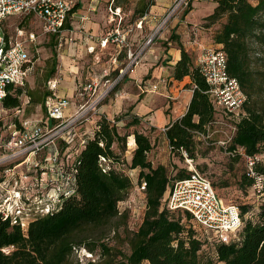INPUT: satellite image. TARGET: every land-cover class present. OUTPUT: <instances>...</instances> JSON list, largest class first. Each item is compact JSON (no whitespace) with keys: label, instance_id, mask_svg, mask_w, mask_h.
Listing matches in <instances>:
<instances>
[{"label":"trees","instance_id":"obj_1","mask_svg":"<svg viewBox=\"0 0 264 264\" xmlns=\"http://www.w3.org/2000/svg\"><path fill=\"white\" fill-rule=\"evenodd\" d=\"M125 3L127 0H112L110 6L121 10ZM213 3L212 12L204 18L205 27L223 20L212 41L225 53L227 73L239 83L246 97L242 114L224 147L233 162H237L242 158L240 151L247 156L264 153V0L255 3L213 0ZM153 5L151 0H137L133 17L140 20ZM26 24L27 20L18 26ZM69 27L67 19L63 28ZM168 41H173L180 51L172 78L177 81L188 78L192 95L184 115L166 127L164 136L170 153L182 157L185 152L194 162L197 134L207 135L216 112L205 79L179 36L172 33ZM55 66L53 54L45 79L53 76ZM122 68L113 71L116 76ZM25 88L26 84L17 88L9 86L0 109H21L25 96L29 104L45 110L44 102L51 95L45 92L40 96L35 90ZM117 121L101 116L89 134L68 146L67 151L64 147L61 149L62 168L72 180L68 194L61 195L55 210L28 219L24 227L21 221L13 223L0 213V264H73L75 253L80 250L88 251L90 256L97 255L95 260L88 258L85 264H264V195L255 220L246 217L250 213L247 206H238L241 225L229 243L217 242L205 234L200 239L190 215L170 211L165 202L171 184L187 176L185 168L178 169L175 180L170 183L167 168L159 163L154 165L149 158L153 144L148 134L136 129L139 118L132 117L125 122V127L132 130L123 135L118 132ZM13 124L15 129H22L19 121L14 120ZM130 136L135 147L129 162L123 164L120 155L126 150ZM75 149L78 150L73 153ZM46 156L44 152L43 160ZM253 171L264 177V161L256 162ZM133 173L135 186L145 183V190L141 192L144 212L137 229L127 235L129 252L124 253L108 246L106 239L114 228L126 225L128 212H120L118 205L126 200L132 188ZM252 183L245 170L239 188H251ZM202 246L208 247L211 258L200 254Z\"/></svg>","mask_w":264,"mask_h":264},{"label":"built area","instance_id":"obj_2","mask_svg":"<svg viewBox=\"0 0 264 264\" xmlns=\"http://www.w3.org/2000/svg\"><path fill=\"white\" fill-rule=\"evenodd\" d=\"M187 4L188 0H173L168 16ZM74 5L73 0H0V102L9 86H25L33 71L32 46L39 37L55 38L61 43L65 31L63 26ZM109 11L116 17L115 27L100 37L98 43L102 50L108 49L110 45L116 47L111 59L113 63L128 48L126 36L131 29L122 28L120 9H112L110 6ZM168 16L160 20L154 33L165 26ZM12 17H19V23L27 20L26 26L30 31L24 29L26 26L19 27V23L15 28L24 38L18 39L14 32L8 30L7 23ZM152 42L153 35L135 50L127 51L124 70H119L115 81L122 72L139 64ZM88 51L92 53L94 48ZM195 65L208 86L207 93L216 116L229 119L233 132L246 97L239 83L227 73L225 53L218 48L202 47ZM97 87L95 82L79 87L76 96L89 104L86 107L81 104L75 112L70 110L71 102L68 98L55 94L47 97L44 108L49 124L42 120H26L20 123L22 129H15L13 124L6 134L0 127V213L11 218L13 223L21 221L24 227L28 219L55 210L61 195L68 194L67 188L72 178L62 168L61 149L64 147L67 151L68 146L76 142L73 136L75 128L96 110L95 104L103 97L99 96L92 101ZM200 137L204 136L197 134V138ZM229 139L220 144L225 145ZM60 141L63 144L61 147ZM44 152L47 156L43 160ZM239 153L253 180L251 189L258 196H263L264 177L257 175L253 166L258 161H264V153L254 156H247L241 151ZM182 157L187 176L171 184L165 197L167 208L188 213L195 224L211 238L229 243L241 225L239 207L221 199L209 179L196 169L193 160L185 152H182ZM136 189L143 192L145 183L136 185Z\"/></svg>","mask_w":264,"mask_h":264},{"label":"rangeland","instance_id":"obj_3","mask_svg":"<svg viewBox=\"0 0 264 264\" xmlns=\"http://www.w3.org/2000/svg\"><path fill=\"white\" fill-rule=\"evenodd\" d=\"M153 1V6L160 5L163 8V14H160L158 18L159 21L156 23H144L142 27L143 36H145L144 40L141 43H144L150 36L153 35V42L150 44L148 51L153 50L154 47L162 49L164 52L165 48H168L167 41L164 40L168 38L171 30H169L170 23L173 20H178L179 22H183L182 27H184L185 31L190 32L191 28H200L206 29L204 18L208 16L212 12L213 8V0L209 1H200V0H188V4L186 6L180 7L178 11L170 14V7L172 5L173 0H151ZM251 3H255L256 0H249ZM137 0H127V3L121 6L120 15L123 18L121 26L124 29L135 28V22L137 18H134L132 15L133 8L136 5ZM108 7V6H104ZM190 7V11L187 13V9ZM107 9V8H106ZM151 9V7H150ZM149 9V11H150ZM193 10V12H192ZM168 16V21L165 26L157 33H154L156 27L158 26L161 19ZM19 17H12L9 19L7 23L8 30L10 32H14L17 38H24L23 34L15 31L17 24L19 23ZM110 14L106 15V25L103 28L105 33L110 31L109 29L114 27L116 21L112 19L111 23H109ZM223 20L213 24L208 27L211 28L210 31H203L202 34L204 38V44L206 47L218 48L212 41V36L214 32L218 30L220 24ZM77 25V24H76ZM24 29L29 30L27 26ZM81 31V28L79 29ZM22 31V30H21ZM167 31L169 33H167ZM165 34V36H164ZM193 36V35H192ZM66 37V36H65ZM55 38H44L39 37L32 46L33 48V71L26 82L25 89L35 90L40 96L46 92L49 95H57L64 97L67 96L66 91L75 89L73 92L74 97L77 98V102L74 101V110H78V105H84L85 107L89 104L85 101H81L76 96V91L82 84L92 82L91 80L99 79L100 76V66L102 63H105V68L107 70V78H110L109 82H105V80H99L98 87L95 92V98L99 96H103L102 99L97 102L94 108H97L99 105L107 103V101L115 96V93H118L123 88L122 85L125 82V74L126 71L122 72L120 78L115 81L116 74L112 72V67L115 65L118 68L122 67L124 70V65L126 61L123 57V52L120 54L117 62L112 63V55L113 50L109 49L105 54V57H99L98 51L92 52L90 54H86V51L80 48L77 51L70 49L69 40L64 38V35L61 39V43H55ZM172 47H176V44L173 41H169ZM141 45V44H139ZM135 48H132V50ZM256 49V46L254 47ZM258 49V48H257ZM82 51V52H81ZM148 51L145 53L147 54ZM166 52V51H165ZM164 52V53H165ZM75 53L73 56L69 54ZM55 54L56 66L55 73L49 79H45L46 72L48 71V62L52 60V55ZM144 54V55H145ZM149 54V53H148ZM69 55V56H68ZM143 55V56H144ZM143 58V57H142ZM168 59L162 60V57L157 59V62L154 63L153 69H157L156 67H164L163 70H167V62ZM130 91V90H128ZM132 92H139L136 87L133 86ZM50 92V93H49ZM68 98V97H66ZM23 105L21 111H3L0 109V127L1 130L8 132L9 126L13 125L14 120L24 122L26 120L37 121L42 120L49 124L46 121V113L43 108L39 105L29 104L28 100L25 96L22 97ZM68 100L71 99L68 98ZM91 101V102H92ZM90 102V103H91ZM73 103V101H72ZM122 125H119L118 132L123 135L128 132H131L132 129H127L125 127V120H122ZM232 122L229 119L220 118L219 116L215 117L214 122L207 130V135L203 138L200 137L196 139L197 142V154L194 158V165L196 169L204 174L209 181L211 182L213 188L219 195L221 199L225 202L233 203L239 207L247 206L250 213L246 215L248 218L251 216L252 220H255V212L260 202V196L256 192H253L251 188H246L242 190L239 188V180L241 178V174L245 172L246 165L243 158L238 159L237 162H233L232 158L225 151V145H221V142L228 140L232 134ZM132 137V136H131ZM130 138V137H129ZM127 139L126 150L120 155V160L123 164L129 162L130 155L132 154V147L130 145V140ZM133 138V137H132ZM63 144L60 141L59 147ZM154 147V146H153ZM158 149L154 150L150 153L149 158L153 160L154 165L160 163L163 164L167 168V174L170 179V183L173 182L174 176L178 169L185 168V162L183 157L176 156L175 154L170 153L169 148L166 146H162L161 142L157 144ZM115 152L119 153V150L115 148ZM46 178V176L44 175ZM135 173L132 176V188L124 202H121L118 205V209L120 212L127 211L128 218L125 226H119L114 228L113 232L108 234V238L106 239V243L108 246L114 247L117 250H121L124 253H128L127 246V235L129 232H132L137 229L139 224L141 223L143 212H144V197L143 194L138 192L134 182ZM53 194V192H50ZM189 224V223H188ZM199 235V238H203V236L207 235L205 231L199 226L194 227ZM205 234V235H204ZM200 254L211 258V254L209 252L208 247H203L200 250ZM97 255H92L88 253L86 250H80L75 253L73 264H85L86 260L91 257V259H96Z\"/></svg>","mask_w":264,"mask_h":264},{"label":"crops","instance_id":"obj_4","mask_svg":"<svg viewBox=\"0 0 264 264\" xmlns=\"http://www.w3.org/2000/svg\"><path fill=\"white\" fill-rule=\"evenodd\" d=\"M73 1L75 2V9L68 16L70 27L63 32L64 38L67 37L69 40V51L71 49L77 51L81 48L82 51L83 49L86 51V54H90L88 49L94 48V52L96 53V51H98L99 57L102 58L105 57V54L111 47L114 54L116 48L114 45H110L108 49L102 50L98 43L99 38L109 32L107 31L105 33V30H103L107 23V13L110 14L109 23L112 22V19L116 20L115 15L109 11L112 0ZM104 6L108 7L104 8ZM214 6L215 4L213 5V8ZM162 11L163 8L160 7V5L152 6L149 13L140 20V24L139 20L135 22V28H131V32L126 36L128 48H125L122 53L126 62L127 51H133L139 46V44H143L141 43L145 38L142 32L143 24L148 22L156 23L159 21L160 18L158 17L160 14H163ZM182 24L183 22H179L178 20L171 21L169 27L171 32L169 36L172 33L179 36L180 42L185 50L191 55L192 62L195 64L200 49L206 46L203 42V31H210L211 28L202 29V31L200 28H191V31L188 32L184 30ZM80 28L81 31L79 30ZM109 30L112 29L110 28ZM167 33L169 32L167 31ZM168 38H164V40L168 42V48L164 49V52L166 51L165 53L162 49L156 47H154L153 50H149V54H145L138 65L126 72L125 82L122 85L123 88L121 91L115 93V96L110 98L107 103L99 105L94 112L90 113V115L75 128L73 135L75 141L79 139L81 140L85 135L89 134L93 129L95 120L101 116L111 122H114V120L117 119V127L122 125V120H125L126 122L129 118L138 117L140 124L136 129L149 135L154 150L158 149L157 144L160 142L162 146H166V148L168 147L163 129H165L171 122L184 115L192 95L188 78H184L181 81L172 78L173 66L180 58V51L176 47H172ZM215 46L218 47L217 45ZM132 48L135 49L132 50ZM74 54L75 53H70L69 55L73 56ZM160 57H162V60L168 59L166 62L168 64L166 67L167 70H163L164 67L162 66L159 68L156 67L157 69L152 68L154 63L157 62V59ZM104 65L105 63H102L100 66L101 73L99 79L91 80L92 82L98 84L97 81L103 79L105 82L110 81L109 77V79H106L107 70ZM116 68H118L116 65L112 67V72ZM133 86L136 87L139 92H132L131 90ZM75 89L76 88L66 91V97L71 99L70 110L72 112L74 109V101L77 102V98L74 97L73 94ZM64 96L65 95L58 97ZM134 147H132L131 151H133Z\"/></svg>","mask_w":264,"mask_h":264},{"label":"bare ground","instance_id":"obj_5","mask_svg":"<svg viewBox=\"0 0 264 264\" xmlns=\"http://www.w3.org/2000/svg\"><path fill=\"white\" fill-rule=\"evenodd\" d=\"M129 140H130V141H129V142H130V145H133V146H135L133 138H132V137H130V138H129Z\"/></svg>","mask_w":264,"mask_h":264}]
</instances>
